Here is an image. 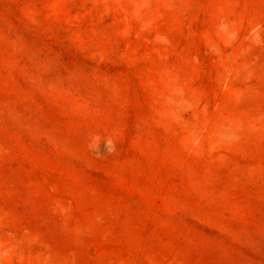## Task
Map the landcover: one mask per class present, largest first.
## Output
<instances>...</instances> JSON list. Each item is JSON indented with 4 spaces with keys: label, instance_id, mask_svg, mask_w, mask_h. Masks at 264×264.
I'll use <instances>...</instances> for the list:
<instances>
[{
    "label": "rangeland",
    "instance_id": "1",
    "mask_svg": "<svg viewBox=\"0 0 264 264\" xmlns=\"http://www.w3.org/2000/svg\"><path fill=\"white\" fill-rule=\"evenodd\" d=\"M0 264H264V0H0Z\"/></svg>",
    "mask_w": 264,
    "mask_h": 264
}]
</instances>
